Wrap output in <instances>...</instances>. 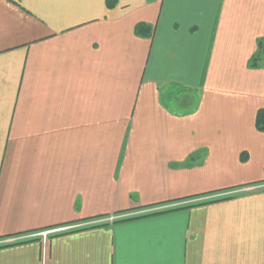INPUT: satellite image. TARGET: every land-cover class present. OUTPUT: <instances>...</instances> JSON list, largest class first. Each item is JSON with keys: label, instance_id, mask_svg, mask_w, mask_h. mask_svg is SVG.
I'll return each instance as SVG.
<instances>
[{"label": "crops", "instance_id": "1", "mask_svg": "<svg viewBox=\"0 0 264 264\" xmlns=\"http://www.w3.org/2000/svg\"><path fill=\"white\" fill-rule=\"evenodd\" d=\"M260 38L264 0H0V264H264Z\"/></svg>", "mask_w": 264, "mask_h": 264}, {"label": "trees", "instance_id": "2", "mask_svg": "<svg viewBox=\"0 0 264 264\" xmlns=\"http://www.w3.org/2000/svg\"><path fill=\"white\" fill-rule=\"evenodd\" d=\"M106 4L113 6L115 0H106ZM135 32L141 36H151L152 28L149 25L139 23L135 27ZM261 62H264V38L257 40V49L251 57L249 65L251 67H258ZM255 127L260 131H264V108L259 109L256 114ZM244 158L245 156L242 155V159Z\"/></svg>", "mask_w": 264, "mask_h": 264}, {"label": "built area", "instance_id": "3", "mask_svg": "<svg viewBox=\"0 0 264 264\" xmlns=\"http://www.w3.org/2000/svg\"><path fill=\"white\" fill-rule=\"evenodd\" d=\"M118 218H119V216L109 215L108 217L105 218V221L111 222V221H113L115 219H118ZM62 229H64V228L60 227V228L52 229V230H43V231H40V232H38L36 234L39 235V236H42L43 239H45L48 236V234H50L51 232L59 231V230H62Z\"/></svg>", "mask_w": 264, "mask_h": 264}, {"label": "rangeland", "instance_id": "4", "mask_svg": "<svg viewBox=\"0 0 264 264\" xmlns=\"http://www.w3.org/2000/svg\"><path fill=\"white\" fill-rule=\"evenodd\" d=\"M116 216H119V218H121V219L128 218V217H126L127 215H122V216L121 215H116Z\"/></svg>", "mask_w": 264, "mask_h": 264}]
</instances>
